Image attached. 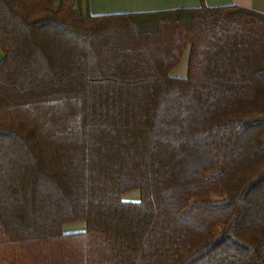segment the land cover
Listing matches in <instances>:
<instances>
[{"label": "trees", "instance_id": "16d2710c", "mask_svg": "<svg viewBox=\"0 0 264 264\" xmlns=\"http://www.w3.org/2000/svg\"><path fill=\"white\" fill-rule=\"evenodd\" d=\"M0 57V264H264V15L0 0Z\"/></svg>", "mask_w": 264, "mask_h": 264}, {"label": "crops", "instance_id": "0c3cea01", "mask_svg": "<svg viewBox=\"0 0 264 264\" xmlns=\"http://www.w3.org/2000/svg\"><path fill=\"white\" fill-rule=\"evenodd\" d=\"M90 16L146 15L174 10L237 6L264 15V0H85ZM188 51L170 76L185 79L187 76ZM82 225V224H81Z\"/></svg>", "mask_w": 264, "mask_h": 264}, {"label": "rangeland", "instance_id": "374dc122", "mask_svg": "<svg viewBox=\"0 0 264 264\" xmlns=\"http://www.w3.org/2000/svg\"><path fill=\"white\" fill-rule=\"evenodd\" d=\"M0 59H1V57H0ZM122 198L125 201H133V202L138 201L139 192L134 191V192L127 193V194L123 195ZM82 230H83V225H81V224H74V225L65 226V232L66 233L80 232Z\"/></svg>", "mask_w": 264, "mask_h": 264}]
</instances>
